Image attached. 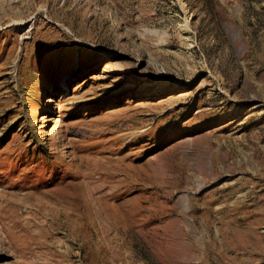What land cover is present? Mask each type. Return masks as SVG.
Here are the masks:
<instances>
[{
	"label": "rangeland",
	"instance_id": "374dc122",
	"mask_svg": "<svg viewBox=\"0 0 264 264\" xmlns=\"http://www.w3.org/2000/svg\"><path fill=\"white\" fill-rule=\"evenodd\" d=\"M0 264H264V0H0Z\"/></svg>",
	"mask_w": 264,
	"mask_h": 264
},
{
	"label": "bare ground",
	"instance_id": "6f19581e",
	"mask_svg": "<svg viewBox=\"0 0 264 264\" xmlns=\"http://www.w3.org/2000/svg\"><path fill=\"white\" fill-rule=\"evenodd\" d=\"M258 107V106H257Z\"/></svg>",
	"mask_w": 264,
	"mask_h": 264
}]
</instances>
